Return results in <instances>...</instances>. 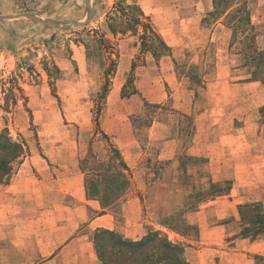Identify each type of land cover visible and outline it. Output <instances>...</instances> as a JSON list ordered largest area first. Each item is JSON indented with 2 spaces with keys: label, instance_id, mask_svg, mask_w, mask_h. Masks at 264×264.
Here are the masks:
<instances>
[{
  "label": "rangeland",
  "instance_id": "1",
  "mask_svg": "<svg viewBox=\"0 0 264 264\" xmlns=\"http://www.w3.org/2000/svg\"><path fill=\"white\" fill-rule=\"evenodd\" d=\"M6 2L0 38L13 30L16 46L0 48V134L23 143L25 153L0 183V264H96L91 222L109 211L123 226L128 200L141 209L143 235L161 230L183 245L155 225L194 239L198 225L189 221L203 210L198 219L205 224L227 214L225 243L264 238L243 236L238 212L239 204L251 202L264 211L262 199L243 202L264 197L261 90L252 96L228 85L251 70L247 40L264 50V22H240V15L251 19L253 0H226L224 13L214 0ZM119 2L138 5L170 51L155 55L152 50L161 49L156 41L142 44V26L122 30L128 25ZM21 14L27 17H10ZM250 118L253 126L245 128ZM250 145L258 157L248 155ZM113 147L127 171L112 157ZM238 162L253 175L261 172L253 179L260 186L254 193L233 187L224 196L232 193ZM117 170L127 187L102 210L86 196L85 179ZM171 209L174 214L162 216ZM252 258L264 264V251Z\"/></svg>",
  "mask_w": 264,
  "mask_h": 264
},
{
  "label": "trees",
  "instance_id": "2",
  "mask_svg": "<svg viewBox=\"0 0 264 264\" xmlns=\"http://www.w3.org/2000/svg\"><path fill=\"white\" fill-rule=\"evenodd\" d=\"M225 1L214 0L216 11L225 12L228 8L223 5ZM116 7L123 11L125 24L128 25L122 30L125 28L136 30V26H142L143 31L140 35L142 44H146L148 39L156 41L161 49L159 52L153 49L155 55L170 51V47L154 30L152 24L148 21V16L144 14L138 5L119 2L116 3ZM240 20L241 24L242 22L248 26L252 24L249 13L245 16L240 15ZM245 47L246 57L251 66L250 79L264 81V78L259 76V72L264 69V50L257 49L252 39L245 42ZM261 73H264V71ZM112 150L114 153L112 157L116 158L117 165L123 171H127L129 167L120 156L119 151L115 147ZM24 153L23 143L12 140L7 134H0V183L7 180L12 171L13 163ZM111 165L117 166L114 162ZM127 183V178L120 170H117L114 174L103 173L97 180L87 177L85 179V194L89 199H97L102 210H105L120 199ZM259 207L261 205L254 202L238 205L239 216L244 222L243 231L241 232L243 236L264 235V211L258 210ZM249 212H252V214H249ZM170 228L179 231L173 227ZM93 242L96 255L103 264H188L184 258L183 245L170 240L161 230L151 229L140 239L130 240L113 230L98 228L94 231Z\"/></svg>",
  "mask_w": 264,
  "mask_h": 264
},
{
  "label": "crops",
  "instance_id": "3",
  "mask_svg": "<svg viewBox=\"0 0 264 264\" xmlns=\"http://www.w3.org/2000/svg\"><path fill=\"white\" fill-rule=\"evenodd\" d=\"M10 1L11 0H0V9L3 2ZM13 3L17 6V4H20L22 2L21 0H12ZM255 3L252 7L253 11L251 14V22L252 23H261L264 22V0H253ZM7 3V2H6ZM10 6V5H9ZM260 8V10H259ZM2 12V10H0ZM261 16V17H260ZM19 18V17H18ZM7 19H3L0 21L2 26H5ZM4 31V29H3ZM12 36H14L13 30H7L3 32L2 37L0 38V48L2 50H12L15 45L14 40L12 39ZM260 42L259 44L262 45V48H264V34L259 36ZM13 43V44H12ZM238 69H234V71H237ZM244 72L246 73L245 77L242 79L229 83L228 85L232 88L236 89H242L247 91V93H252V96H258L256 94V89H260V94L262 95V101L258 104V108L264 107V81L259 80H252L250 79V74L247 69H244ZM245 99V98H244ZM250 95L245 99V102L250 106V109L254 108V105L249 103ZM253 100V99H252ZM239 117L237 114L233 116ZM255 121V120H254ZM253 119H246L245 120V128L253 126ZM257 123V122H256ZM258 124V123H257ZM244 128V129H245ZM257 131H259V124L257 127ZM258 133V132H257ZM256 133V134H257ZM255 134V135H256ZM246 137L248 134H245ZM245 137V136H244ZM251 136L247 137V140L249 141ZM251 141V140H250ZM264 149V148H263ZM264 155V150L262 151ZM258 151H255L254 148L249 147L248 149V155H252L253 158L258 157ZM262 157L263 155L260 154ZM240 158H242L240 156ZM124 159V158H123ZM125 161V160H124ZM126 164L129 166L127 161H125ZM240 162V161H239ZM239 162L236 164V166L232 167L233 169V175H232V189L231 194L226 195L222 194L224 196H230L233 194V187L236 189H240L244 187L247 189L248 193H252L253 187L260 186L258 183L253 181V179H256L255 175L261 173L260 171H255V175L253 173H249L248 169L240 168ZM210 185V183H209ZM262 189L263 193L260 192L262 195H264V179L262 182ZM253 192V193H254ZM221 195V196H222ZM223 197V196H222ZM260 199L264 200V197L260 198H253V199H246V201H259ZM126 204L128 206L127 213L129 216H127V219L125 220L126 223H124L123 226H117L116 220L112 214L109 213V211H104L100 213L97 217L93 218L92 224L96 223L95 227H93L95 230L98 228H105L109 230H113L116 228V230H120L122 234L126 238H129L131 240H135L140 238L145 232H144V221L140 220V214L141 209L139 206L137 207V204L135 200L132 201H126ZM129 204V205H128ZM154 210V208L152 209ZM175 209H171L167 213H164L162 216H170L174 214ZM208 214H215L216 211L211 210L207 211ZM192 219L189 221L191 224H197L198 225V233L199 235L194 238H185L184 234L181 231L174 230L170 228V226H160L158 224L155 225V227H160L163 229L167 234H173L178 241H185L186 243L184 245V257L186 258V261L188 264H253V258L252 254L254 252L259 253L264 251V238H259L258 240H250L246 238H234L232 241L225 243L224 238L228 232H230V225L228 222L224 220L226 218L227 214H221L219 215V218L222 220H216L209 224H205L203 220L198 219L201 217V215H204V211H195L192 213ZM236 216V215H235ZM146 224V223H145ZM150 224H153V222ZM154 225V224H153ZM175 241V240H172ZM97 262L96 264H103L97 257L95 253L94 257Z\"/></svg>",
  "mask_w": 264,
  "mask_h": 264
},
{
  "label": "water",
  "instance_id": "4",
  "mask_svg": "<svg viewBox=\"0 0 264 264\" xmlns=\"http://www.w3.org/2000/svg\"><path fill=\"white\" fill-rule=\"evenodd\" d=\"M20 16H25V17H27V14H21V15H13V16H10V17H12V18H16V17H20ZM29 17H31L30 15H28ZM6 18V16H1L0 15V20H3V19H5ZM76 24H78V22H75Z\"/></svg>",
  "mask_w": 264,
  "mask_h": 264
}]
</instances>
